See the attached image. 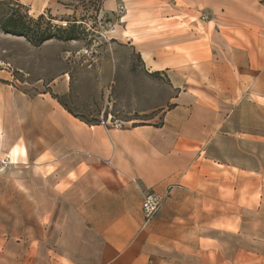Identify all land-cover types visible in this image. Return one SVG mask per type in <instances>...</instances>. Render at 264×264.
<instances>
[{
  "label": "crops",
  "instance_id": "obj_1",
  "mask_svg": "<svg viewBox=\"0 0 264 264\" xmlns=\"http://www.w3.org/2000/svg\"><path fill=\"white\" fill-rule=\"evenodd\" d=\"M19 2L57 22L71 13L66 0ZM101 4L110 37L167 80L160 122H89L61 87L31 92L0 71L9 264H264V0ZM147 190L163 202L146 223Z\"/></svg>",
  "mask_w": 264,
  "mask_h": 264
},
{
  "label": "rangeland",
  "instance_id": "obj_2",
  "mask_svg": "<svg viewBox=\"0 0 264 264\" xmlns=\"http://www.w3.org/2000/svg\"><path fill=\"white\" fill-rule=\"evenodd\" d=\"M66 1L71 13L63 16L61 22H52L49 13L40 18L27 11L32 18L29 20L32 35L44 31L49 23L52 29L55 25L76 24L79 38H53L38 44L32 38L5 33L0 24V71L14 84L29 85L31 92L61 87L62 93H54L55 96L72 114L89 122L99 123L104 116L120 120L123 125L131 120H136L131 123H159L161 104L170 91L167 80L147 72L132 46L110 37L108 19L104 17L101 23L97 19L102 0ZM8 2L0 1V19ZM26 10L24 7L23 11ZM113 53H117L116 60ZM108 63L113 65V72L105 73L102 67ZM0 188L2 193L17 194L9 182L0 181ZM11 220L14 219L9 214L6 217L0 213L3 222L0 229H8ZM7 236L10 235L0 234V264H9V253L5 250Z\"/></svg>",
  "mask_w": 264,
  "mask_h": 264
},
{
  "label": "trees",
  "instance_id": "obj_3",
  "mask_svg": "<svg viewBox=\"0 0 264 264\" xmlns=\"http://www.w3.org/2000/svg\"><path fill=\"white\" fill-rule=\"evenodd\" d=\"M0 1H9L8 3H5L8 4L7 11L5 12L4 17L0 19L1 28L5 33L24 36L27 39L32 38L31 40L38 44H41L53 38L60 40H76L79 38V34L77 33V29L79 28V26H77L76 24H73L70 27H61L60 25H55L53 26L54 29H52V23H49L48 27L44 31L38 32V34L33 37V30L29 23V20H32V18L27 12L29 11L28 8L26 11H23L24 7L26 6L21 4L19 0ZM39 16L40 18L42 17V15ZM53 20H55L54 17L51 18L52 22Z\"/></svg>",
  "mask_w": 264,
  "mask_h": 264
},
{
  "label": "built area",
  "instance_id": "obj_4",
  "mask_svg": "<svg viewBox=\"0 0 264 264\" xmlns=\"http://www.w3.org/2000/svg\"><path fill=\"white\" fill-rule=\"evenodd\" d=\"M122 8V7H121ZM98 21L101 23L103 20V16L100 14L97 17ZM101 125H105L107 127H116L120 128L123 126V122L120 120H113L112 117L105 118L101 117L100 122ZM10 159H4L3 163H9ZM162 197L156 194L153 191L147 190L144 192V201H143V210L146 216V223L150 221L160 210L162 205Z\"/></svg>",
  "mask_w": 264,
  "mask_h": 264
}]
</instances>
